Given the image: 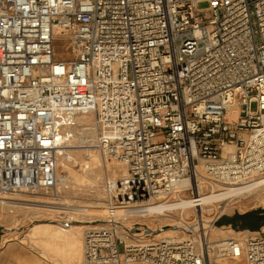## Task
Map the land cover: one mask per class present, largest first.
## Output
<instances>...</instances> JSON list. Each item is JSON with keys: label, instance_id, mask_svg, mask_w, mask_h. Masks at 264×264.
<instances>
[{"label": "built area", "instance_id": "obj_1", "mask_svg": "<svg viewBox=\"0 0 264 264\" xmlns=\"http://www.w3.org/2000/svg\"><path fill=\"white\" fill-rule=\"evenodd\" d=\"M81 113L111 211L264 176V0H0L2 199L69 203L58 139ZM219 217L178 210L180 234L138 240L108 216L79 264H264V233L212 239Z\"/></svg>", "mask_w": 264, "mask_h": 264}, {"label": "bare ground", "instance_id": "obj_2", "mask_svg": "<svg viewBox=\"0 0 264 264\" xmlns=\"http://www.w3.org/2000/svg\"><path fill=\"white\" fill-rule=\"evenodd\" d=\"M58 53L59 55L65 54L63 47L62 49H58ZM87 116L88 114H78L77 120L72 125L62 128L61 136L58 139L60 145L57 148L59 152L56 169L57 180L60 183L61 189H65L70 193H74L75 190H79V188L81 189L86 186L89 180L97 182L96 177L100 175L103 168V159L100 153L91 149L94 145L95 137L93 136L90 139H88V137L92 136L91 132H95V127L86 123ZM75 135L79 136L81 144L84 142L86 144H63L65 139L68 140ZM83 139H86V141H83ZM66 147L70 149L67 150L65 149ZM80 151H85L83 156L84 169L83 172L78 175L73 173L69 165L76 160V156H78ZM61 171L67 172L68 175H62ZM224 185L227 186L216 188L215 186L218 185L199 182L197 191H194V196L191 199L180 198L175 202L163 201L157 204H135L123 208L116 207L112 211L106 208V206L103 208L102 206L99 207L93 204H89L86 207H78L75 203H68L67 205L60 204L58 206L51 205L52 207L50 208L56 213L54 215L49 214L47 211L48 209H46L48 207L44 208L45 206H36L37 204H28L19 200H5L0 197V208L2 207L0 211L3 212L4 210L9 217H13L14 213L18 212L28 216L32 214L46 216L41 218L38 217L43 221L34 222L25 238H22L19 242H10L0 247V264H77L82 258V237L86 229L83 227L88 225L77 224L74 223V221L94 222L97 219L106 221L107 218L105 217L112 215L114 219H119L121 223L128 227L132 225V223L135 224L140 222H145L153 226V224L156 225L160 216L167 215L168 211L175 209H181L187 216H190L194 215L196 211L199 213L202 212L203 214V212L206 211L204 207L209 206L210 208H208V210L217 207L218 213L220 214L228 213L234 206L241 207L250 202L258 206L260 210H264V176L254 177L237 184L231 183ZM103 191V188H99L96 193L98 197L97 200L100 199V193H102L105 198ZM181 194L184 195L185 192L182 191ZM38 207H41L42 210H37ZM190 212H193V214H190ZM84 214L89 215V217L83 216ZM60 216H67L73 223L64 226L60 222ZM85 218H87V220H85ZM33 219L36 221L37 217ZM170 225L172 227L168 229L162 228L161 230V226L154 227V230L159 229V232H157L155 236L162 235L160 238H163L167 235L171 236L172 234L177 235L181 233L179 229L174 228V223ZM131 227L132 226H130V228ZM210 231V238L223 239L227 237L246 236L244 233L255 236L260 232L264 233V226L261 227V231H249L234 229L230 226L215 225ZM80 233H82V235H80ZM136 235L138 236V240H143L147 236L143 232H136ZM3 241L4 236L1 235L0 246ZM24 245H26V247ZM242 259V256L233 261H220L216 259L212 260L211 264H242Z\"/></svg>", "mask_w": 264, "mask_h": 264}, {"label": "rangeland", "instance_id": "obj_3", "mask_svg": "<svg viewBox=\"0 0 264 264\" xmlns=\"http://www.w3.org/2000/svg\"><path fill=\"white\" fill-rule=\"evenodd\" d=\"M207 5H208V3L206 1H200L198 3V7L201 9L206 8ZM62 47L64 48V42H62L61 40H56L54 42V48L56 51V55L58 57H72L71 52L70 53L65 52V54H62L60 56L58 54L57 50L62 49ZM251 108L254 109L255 105L252 104ZM76 120H77V117H76L75 121ZM86 123L94 127L93 118L91 115H88L86 117ZM95 134H96V132H94V131L91 132L92 136L88 137V139L92 138L93 136L96 139ZM71 138L75 139L74 143H72V144H75V143L81 144L79 136L75 135ZM83 141H86V139H83ZM82 144H86V143L84 142ZM65 149L68 150L70 148L66 147ZM84 154H85V151H80L78 156H76V160H74V162H72L69 165L71 170L73 171V173L80 175L83 172V169H84L83 156H84ZM59 170H60V168H59ZM61 174L62 175H68V173L65 171H63ZM103 174H104V170L102 168L100 175H98L96 177L97 182L89 180L87 182L86 186L82 187L81 189L79 188V190H75L74 193H70V192L66 191L65 189L62 190L61 187H60V189H61L62 193H64L66 196H68V197L71 196L69 198V204L75 203V204H77L78 207H80V206L86 207L89 204H93V205H97L99 207L102 206L103 208H105L106 204L103 200L104 195L102 193H100V199H98V200H97L98 197L96 195L99 188H102L101 186H102ZM88 184L94 185L95 190L91 191ZM221 186H227V185H218L215 187L219 188ZM184 192H185L184 195L181 194L182 193L181 192L179 195H176L175 197L168 198L167 200H163V201L175 202V201H178L180 198L181 199L193 198L194 195L192 196V194H190L189 191H184ZM72 196H74V197H72ZM163 201H159V202H163ZM159 202H155L152 204H157ZM204 208H205L204 210H206L203 212V217L205 219H210L211 217H214L215 215L220 216L219 217V223L217 224L218 226H230L234 229L249 230V231H253V230L261 231V227L264 226V210H260V208H258V206H256L253 203H250V202L242 205L241 207L234 206L228 213H220L219 214L217 207H215L212 210H208V208H210L209 206H205ZM37 210H42V208L38 207ZM179 210H181V209H179ZM47 211L49 212L50 215L56 214L53 209H48ZM177 211H178V209L168 211L167 215L160 216V218H158V221L156 222V225L153 224V226L149 225L145 222H140V223H135V224L132 223V225H130V226H132L131 228H132L133 233L143 232L144 234H146L147 236L144 239L150 238V239L156 240V239H159L160 237H162V235L161 236H155V234L157 232H159V229L154 230V227L161 226V228H163V229L170 228V224L173 223L172 216H175ZM190 214H193V212L192 213L190 212ZM170 215H172V216H170ZM83 216H85L87 218L89 217V215H85V214ZM36 217H37V219H36ZM38 217L41 218V217H46V216H39V215L37 216V214H32L31 216H28V215H25L21 212H18V213H14L13 217H9L8 215H6L4 210H3V212L0 211V230H1L0 236L1 235L4 236V241L0 247H3L10 242H19L22 238H25L26 234L28 233V231L30 230V228L34 222L43 221V220H40ZM33 218H35L36 221ZM62 218L63 217H61L60 219H62ZM87 218H85V220H87ZM105 218H107V217H105ZM226 218H228L227 221H229V222H227L225 224ZM104 222L105 221H101L100 219H97L94 222L74 221V223H77V224L88 225L86 227L84 226L83 227L84 229L89 227V226L102 224ZM164 225H165V227H163ZM130 226H129V228H130ZM252 228H254V229L252 230ZM247 234L248 233H244V235H247ZM80 235H82V233H80ZM172 235H174V234H172ZM248 235H250V234H248ZM24 246L26 247V245H24ZM241 262H242V264H245L243 259ZM79 263H80V261L77 264H79ZM50 264H53V263H50Z\"/></svg>", "mask_w": 264, "mask_h": 264}, {"label": "crops", "instance_id": "obj_4", "mask_svg": "<svg viewBox=\"0 0 264 264\" xmlns=\"http://www.w3.org/2000/svg\"><path fill=\"white\" fill-rule=\"evenodd\" d=\"M231 217V216H230ZM228 220V218H226V222H225V224L227 223V222H229V221H227Z\"/></svg>", "mask_w": 264, "mask_h": 264}, {"label": "trees", "instance_id": "obj_5", "mask_svg": "<svg viewBox=\"0 0 264 264\" xmlns=\"http://www.w3.org/2000/svg\"><path fill=\"white\" fill-rule=\"evenodd\" d=\"M254 228H252V230H253Z\"/></svg>", "mask_w": 264, "mask_h": 264}, {"label": "water", "instance_id": "obj_6", "mask_svg": "<svg viewBox=\"0 0 264 264\" xmlns=\"http://www.w3.org/2000/svg\"><path fill=\"white\" fill-rule=\"evenodd\" d=\"M0 232H1V230H0Z\"/></svg>", "mask_w": 264, "mask_h": 264}]
</instances>
